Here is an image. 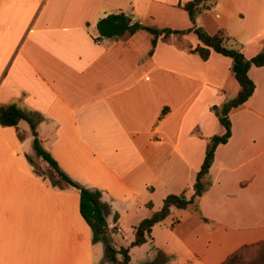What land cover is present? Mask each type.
<instances>
[{
	"label": "crops",
	"instance_id": "obj_1",
	"mask_svg": "<svg viewBox=\"0 0 264 264\" xmlns=\"http://www.w3.org/2000/svg\"><path fill=\"white\" fill-rule=\"evenodd\" d=\"M188 1L0 0V104L33 111L43 146L71 178L101 191L108 225L120 232L160 210L167 195L194 194L207 144L225 132L212 107L240 85L230 57L191 52L193 31L160 36L150 54L148 31L98 41L97 22L124 12L188 30ZM196 24L225 29L247 58L264 50V0H212ZM248 75L256 88L229 112L231 136L216 148L199 211L172 207L131 248L130 264H219L264 239V65ZM33 139L25 119L18 129L0 124V264H114L93 240L79 190L35 172L33 162L48 163Z\"/></svg>",
	"mask_w": 264,
	"mask_h": 264
},
{
	"label": "trees",
	"instance_id": "obj_2",
	"mask_svg": "<svg viewBox=\"0 0 264 264\" xmlns=\"http://www.w3.org/2000/svg\"><path fill=\"white\" fill-rule=\"evenodd\" d=\"M212 0H190L183 4V8L187 11L189 18L193 24L188 30H173L171 28H157L152 25H146L139 19H132L124 12L111 13L101 18L97 22L98 37L112 38L122 37L126 34H134L139 30H146L152 34V47L150 54L153 53L160 36L168 37L173 33L185 34L193 31L199 43L196 47L191 48V52L197 53L203 60H208L212 51L228 56L232 59V72L240 85L238 93L220 106H213L216 116L220 123L224 126L225 132L221 135H214L207 144L204 161L197 172L196 180L193 185L194 194L188 198L185 192L179 194H169L163 201L160 210L153 211L152 214L143 219L133 229V239L129 246H121L116 248L109 243L111 231L107 222V213L109 205L101 200V191L98 189H90L81 185L79 182L71 178L59 165L57 160L42 144L36 130V121L32 116V112H25L16 104H0V124L2 126H13L18 129L19 122L22 119L30 123L32 133L34 135L33 148L36 156L41 157L48 163V167L42 171L34 163L36 173L50 179L52 185L65 188L68 186L76 187L80 192V211L93 232V240L101 241L106 245V260L114 264H130L132 247L140 246L147 242L151 236L153 226L164 219L170 213L172 207L186 209L194 206L199 211L197 198L202 196L210 187V167L214 161L215 151L218 145L226 143L231 136V120L229 112L232 108L238 107L245 103L253 94L256 84L248 75V70L252 65H264V50L260 51L251 58H247L245 54L236 47L228 46V42L233 40L229 37L223 28H218L215 33H209L205 28L196 24L199 14L208 8V3ZM20 139H24L25 133L18 131ZM152 208V203H148ZM219 264H264V239L241 245L239 248L231 252L226 259Z\"/></svg>",
	"mask_w": 264,
	"mask_h": 264
},
{
	"label": "rangeland",
	"instance_id": "obj_3",
	"mask_svg": "<svg viewBox=\"0 0 264 264\" xmlns=\"http://www.w3.org/2000/svg\"><path fill=\"white\" fill-rule=\"evenodd\" d=\"M230 45H232L231 41L228 42V46H230ZM34 163L37 167L41 168L42 171L44 170L37 162H34ZM122 229H123V232H119V233L114 232L112 235H114V238L116 239V241L118 243H120L122 246H129L131 243V241L129 242V240H131L133 238V228H131L130 226L128 227L127 225L122 224ZM135 257H136V259L140 258L139 253L136 252Z\"/></svg>",
	"mask_w": 264,
	"mask_h": 264
},
{
	"label": "built area",
	"instance_id": "obj_4",
	"mask_svg": "<svg viewBox=\"0 0 264 264\" xmlns=\"http://www.w3.org/2000/svg\"><path fill=\"white\" fill-rule=\"evenodd\" d=\"M101 40V37L98 38V41ZM110 228V231H113V232H120L121 231V228L117 227V226H111L109 227Z\"/></svg>",
	"mask_w": 264,
	"mask_h": 264
},
{
	"label": "water",
	"instance_id": "obj_5",
	"mask_svg": "<svg viewBox=\"0 0 264 264\" xmlns=\"http://www.w3.org/2000/svg\"><path fill=\"white\" fill-rule=\"evenodd\" d=\"M112 241H113L112 236H110L109 243H112Z\"/></svg>",
	"mask_w": 264,
	"mask_h": 264
}]
</instances>
